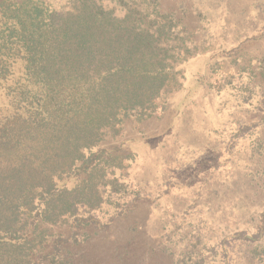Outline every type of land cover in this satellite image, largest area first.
<instances>
[{
  "label": "trees",
  "instance_id": "1",
  "mask_svg": "<svg viewBox=\"0 0 264 264\" xmlns=\"http://www.w3.org/2000/svg\"><path fill=\"white\" fill-rule=\"evenodd\" d=\"M106 3L0 0V264L114 263L77 246L132 210L117 209L107 221L97 215L114 182L109 174L125 159L113 145L116 113L152 117L164 95L181 90L182 67L199 47L175 11ZM250 131L240 128L231 149ZM70 179L74 186H59ZM62 223L69 235L52 240L51 228ZM262 237L264 212L253 235L238 232L222 245L233 241L236 253L264 264Z\"/></svg>",
  "mask_w": 264,
  "mask_h": 264
},
{
  "label": "rangeland",
  "instance_id": "2",
  "mask_svg": "<svg viewBox=\"0 0 264 264\" xmlns=\"http://www.w3.org/2000/svg\"><path fill=\"white\" fill-rule=\"evenodd\" d=\"M117 1L106 4L117 7ZM130 2L175 11L199 49L182 67L181 90L164 95L152 117L116 113L113 145L125 159L109 174L114 182L104 189L107 203L97 215L107 221L117 209L132 210L77 248H97L99 260L113 257L116 264H258L246 251L236 253L233 241L222 244L238 232L253 235L264 212V0ZM243 126L250 133L231 149ZM49 234L53 240L69 232L62 223ZM260 242L264 246V237ZM43 250L51 252V244Z\"/></svg>",
  "mask_w": 264,
  "mask_h": 264
}]
</instances>
